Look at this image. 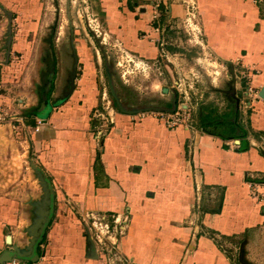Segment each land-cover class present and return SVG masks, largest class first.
I'll list each match as a JSON object with an SVG mask.
<instances>
[{"label": "crops", "instance_id": "0c3cea01", "mask_svg": "<svg viewBox=\"0 0 264 264\" xmlns=\"http://www.w3.org/2000/svg\"><path fill=\"white\" fill-rule=\"evenodd\" d=\"M88 1L95 2L107 34L135 52L138 60L154 65L165 52L161 42H165L166 19L181 17L184 8L179 0ZM155 1L162 3L156 18ZM164 2L169 3V15L163 11ZM254 2L212 0V11L208 9L204 15L208 19L219 17L226 27L220 43L212 49L240 64L259 97L236 109L231 131L225 135L184 126L172 130L152 117L140 120L136 114L110 111L115 123L98 144L96 122L91 117L98 103L95 92L72 88V73L63 101H50L58 96L69 65L74 71L83 62L86 69L90 58H83L78 49L80 59L76 62L74 40L70 50L53 55L57 73L51 79L46 108L27 112L22 128L36 152L32 166L46 173L55 193L53 217L39 244L36 264H104L83 231L76 215L79 209L130 211L133 226L149 227L161 241L171 237L178 242L183 247L179 258L186 257L185 249L200 231L198 225L193 226L195 208L211 210L202 216L201 227L212 229L227 242L239 235L252 239L251 231L264 227V198H254L248 186L250 181L264 180V98L260 96L264 87V14ZM46 16L44 0H0V90L6 89L0 102L6 100L13 109L28 108V104L22 105L21 99L18 105L10 103L15 98L7 87L12 59L28 61L29 56H38L33 43L45 30ZM71 56L72 62L68 61ZM96 59L95 72L88 76L84 70L83 81H92L91 74L99 76L102 58ZM37 91L42 98L40 86ZM60 178L67 184L59 185ZM14 209V203L0 196V256L11 249L27 252L33 240L20 241L13 235V215L6 210ZM187 220L191 225L181 226ZM198 237V242L207 243L206 238Z\"/></svg>", "mask_w": 264, "mask_h": 264}, {"label": "rangeland", "instance_id": "374dc122", "mask_svg": "<svg viewBox=\"0 0 264 264\" xmlns=\"http://www.w3.org/2000/svg\"><path fill=\"white\" fill-rule=\"evenodd\" d=\"M179 1L184 7L181 8L183 13L181 17L171 20L165 17L166 43L161 42L165 52L154 65L149 60H138L135 52L121 46L115 37L107 34V27L95 2L44 0L47 13L43 20L45 30L43 34L37 35L33 43L38 56L34 52L35 56H29L28 61L14 56V66H11L13 68L8 73L11 80L7 82V87L15 95L10 103L18 105V99H21V104H28V108L18 106L13 109L6 100L0 102V114L4 117L0 119V196L16 206L13 211L6 212L13 215V235L20 241L35 237L31 227L45 216V211L39 206L48 201L40 174L32 166V158H35L36 152L29 144L28 133L22 129L23 117L34 108H46V100L49 99L53 85L51 79H55L57 73L53 55L70 50L72 40L75 41L78 59V49L83 51L80 53L83 58H90L86 69L83 62L77 65L74 84L78 89L87 88L95 92L98 103L91 112V117L96 122L94 135L98 144L105 136V130L115 123V120L110 121L109 112L123 113L118 106L115 107L113 99H117L129 111L165 112L174 110L179 104L185 105L181 107L180 117L185 122L192 123L195 129L205 128L223 135L231 131L236 109L244 101L245 104L249 101L244 93L249 76L247 72L243 73L236 60L221 56L212 49V46L220 43V35L226 33V27L220 24L219 17L208 19L204 16L208 9L212 11V0L199 4L197 0ZM254 1L264 14V0ZM167 10L165 13L170 14V9ZM162 23L163 21L160 27L163 29ZM97 57L102 58L98 65L99 76L96 78L91 74L92 81H83L84 70L88 76L95 72ZM73 58L68 61L72 62ZM91 65L93 69L90 70ZM69 66L58 96L50 98V101H63L68 93L71 85L68 77L73 73V66ZM42 73L45 74L42 76ZM38 86L41 88L42 98L37 91ZM5 90H0V94ZM37 104L39 106L36 108ZM151 117L155 118L151 115L139 118ZM36 121L37 125H41V119ZM157 121L163 123L159 119ZM66 181L60 178L58 184L66 185ZM263 182L264 180L252 181L257 184ZM63 196L67 197L66 194ZM259 198H264V195ZM85 211L89 210L77 211L80 221V214ZM129 212H107L110 219L112 214H128L129 225L121 235L119 248L106 251L104 264H264L262 226L251 231L252 239L244 240L239 235L230 237L227 242L212 229L201 227L202 216L211 210L195 208L193 214L196 219L193 226L198 225L200 231L185 249L186 257L179 258L183 247L178 242L171 237L166 242L161 241L159 234L151 233L149 227L133 226ZM186 225H191L189 220L182 222L181 226ZM85 230L83 224V231ZM198 236L206 238L207 243L198 242Z\"/></svg>", "mask_w": 264, "mask_h": 264}, {"label": "built area", "instance_id": "2783aa9c", "mask_svg": "<svg viewBox=\"0 0 264 264\" xmlns=\"http://www.w3.org/2000/svg\"><path fill=\"white\" fill-rule=\"evenodd\" d=\"M171 2L173 0H170ZM161 1H155L152 5L154 9V17H158L160 15L159 9L161 7ZM165 12L169 9V3H163ZM164 53V52H163ZM244 73V72H243ZM246 77V74L243 75ZM245 95L248 97V100L255 99L258 97L257 93L253 90L250 83L248 82L247 87L244 90ZM186 98V97H185ZM248 101V102H249ZM250 104V102H249ZM185 105H177L174 110L172 111H165V112H153V111H138L139 117L145 116H154L156 119H159L169 129H176L179 126H184V128L188 130H197L193 126L192 123L185 122L181 119L180 110L181 107ZM136 114V113H135ZM4 118L2 114H0V119ZM113 118H110V121L113 122ZM249 188L251 189V195L256 199H259L260 196L264 195V182L263 183H252L249 182ZM81 221L85 225V234H89L90 238L92 239L95 247V251L97 252L98 256L103 260L107 256L105 253L108 249L110 251L112 249H118L119 245L118 242L123 235L129 225V216L126 213H118L112 214L110 219V215L105 211H98V210H89L82 212L80 214ZM122 259V257H121ZM125 260H128L125 258ZM129 261V260H128ZM2 264H36L35 262H29L26 260H21L17 257H13L11 261L4 262Z\"/></svg>", "mask_w": 264, "mask_h": 264}, {"label": "water", "instance_id": "95a60500", "mask_svg": "<svg viewBox=\"0 0 264 264\" xmlns=\"http://www.w3.org/2000/svg\"><path fill=\"white\" fill-rule=\"evenodd\" d=\"M75 59L76 62H78V58L75 54ZM76 66L74 68L73 74H72V88H74V80L76 78L77 75V71H76ZM260 96L262 98H264V87L260 92ZM117 106L119 107L120 111L123 113H128V114H135L140 110H125L119 103L118 100L115 99ZM36 171L40 174L41 180L44 183V186L46 188L47 191V203L44 205H41L40 208L43 209V211H45V216L38 221L32 228L33 233H35V237L32 240V243L30 245V249L27 252H22L19 249H11V250H5L1 256H0V264L7 262V261H11L13 257H17L21 260H26V261H31V262H36L39 260V251H38V247L39 244L43 241L44 239V235L46 233V229L49 226L52 217H53V213H54V207H55V193H54V189L52 186V182L51 180L47 177V175L45 173L42 172V170H40L39 168H36ZM87 238L88 241L90 243V246L92 248V250L95 252L96 257H98L97 252L95 251V247H94V243L92 241V239L90 238L89 234H87ZM11 236L7 237V242L10 244L11 243Z\"/></svg>", "mask_w": 264, "mask_h": 264}, {"label": "trees", "instance_id": "16d2710c", "mask_svg": "<svg viewBox=\"0 0 264 264\" xmlns=\"http://www.w3.org/2000/svg\"><path fill=\"white\" fill-rule=\"evenodd\" d=\"M113 99V98H112ZM113 102H114V105H115V107L117 108V104H116V102H115V100L113 99Z\"/></svg>", "mask_w": 264, "mask_h": 264}]
</instances>
